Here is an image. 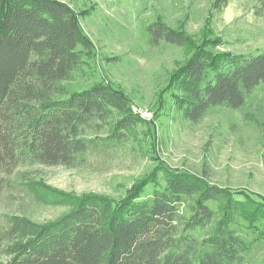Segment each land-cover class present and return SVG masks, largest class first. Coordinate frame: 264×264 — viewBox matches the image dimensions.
I'll return each instance as SVG.
<instances>
[{
	"label": "trees",
	"instance_id": "16d2710c",
	"mask_svg": "<svg viewBox=\"0 0 264 264\" xmlns=\"http://www.w3.org/2000/svg\"><path fill=\"white\" fill-rule=\"evenodd\" d=\"M230 1L213 0L212 11L223 12ZM146 31L152 46L162 42L192 50L172 85L174 107L189 123H198L212 108L240 109L264 85V51L213 54L161 21ZM91 48L65 4L5 3L0 17V192L2 176L18 167L69 166L76 155L104 150L140 122L127 99L107 84L72 93L61 84L81 68L83 53ZM114 112L119 119L104 137H84L91 127L103 129ZM209 175V168L200 173L164 170L162 188L142 198L145 186H139L121 201L93 195L59 200L54 192H37L40 203H57L68 211L41 226L13 219L11 233L31 239L8 250L10 259L0 264H235L243 245L230 228L233 218L258 220L264 201L215 185ZM184 203L188 217L179 210ZM206 226L203 239L190 235Z\"/></svg>",
	"mask_w": 264,
	"mask_h": 264
},
{
	"label": "rangeland",
	"instance_id": "374dc122",
	"mask_svg": "<svg viewBox=\"0 0 264 264\" xmlns=\"http://www.w3.org/2000/svg\"><path fill=\"white\" fill-rule=\"evenodd\" d=\"M56 1L74 12L92 46L83 53L81 68L61 84L69 93L107 84L127 99L140 122L104 150L76 155L69 166L22 165L2 176L1 262L10 259L8 250L31 239L11 233L13 219L41 226L68 211L64 205L40 203L37 192H54L59 200L93 195L121 201L145 186L142 198H147L154 187H163L164 170L209 168L213 184L264 201V85L240 109L212 108L198 123H189L174 107L172 85L192 50L162 42L152 46L146 31L161 21L213 54L257 55L264 51V0H231L219 14L212 11L213 0ZM6 2L0 0V17ZM118 119L114 112L103 129L91 127L84 137H104ZM179 210L189 216L186 203ZM230 228L243 245L235 264H264V214L251 222L235 216ZM208 231L206 226L190 235L201 240Z\"/></svg>",
	"mask_w": 264,
	"mask_h": 264
},
{
	"label": "built area",
	"instance_id": "2783aa9c",
	"mask_svg": "<svg viewBox=\"0 0 264 264\" xmlns=\"http://www.w3.org/2000/svg\"><path fill=\"white\" fill-rule=\"evenodd\" d=\"M144 116H145V115H142L143 118H144ZM145 117H147V115H146Z\"/></svg>",
	"mask_w": 264,
	"mask_h": 264
}]
</instances>
